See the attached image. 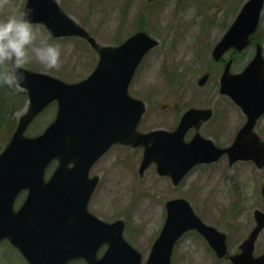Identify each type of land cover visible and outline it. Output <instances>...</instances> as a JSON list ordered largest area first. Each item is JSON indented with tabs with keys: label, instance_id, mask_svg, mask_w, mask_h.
Masks as SVG:
<instances>
[{
	"label": "water",
	"instance_id": "water-1",
	"mask_svg": "<svg viewBox=\"0 0 264 264\" xmlns=\"http://www.w3.org/2000/svg\"><path fill=\"white\" fill-rule=\"evenodd\" d=\"M263 7L264 0L245 4L215 46L216 61L228 50L242 51L250 44ZM27 9L32 10V24L43 25L54 38L81 37L100 57L93 73L76 84L25 68V78L17 81L28 92L29 109L0 154V242L9 240L30 264H67L76 258H84L89 264H141V254L123 237L124 222L108 224L88 212L97 184V178H89V171L116 143L144 147L140 173L156 163L158 173L171 176L175 185L196 164L217 161L224 153L231 163L252 160L259 168L264 167V142L254 132L257 119L264 113V57L260 46L242 73H231V60L226 65L221 93L243 109L248 121L231 148L219 149L199 134L190 143L184 140L190 127L210 118V110L187 111L174 132L137 130L145 104L132 98L128 88L145 55L158 45L157 40L140 31L119 46H100L62 10L58 0H27L24 11ZM208 77L203 76L199 84L204 85ZM54 101L58 103L56 120L42 135L25 136L34 118ZM54 159L59 165L46 182V168ZM22 190L28 191L27 198L15 210ZM166 208V223L146 264H171L176 241L190 229L199 230L219 257L226 254L225 235L203 223L187 200H171ZM76 214L78 220L70 224L68 217ZM256 221V228L242 245V254L232 257L234 264L264 263V257L253 258L255 241L264 228L263 212L256 211ZM105 243L108 249L98 258L97 252Z\"/></svg>",
	"mask_w": 264,
	"mask_h": 264
},
{
	"label": "rangeland",
	"instance_id": "rangeland-1",
	"mask_svg": "<svg viewBox=\"0 0 264 264\" xmlns=\"http://www.w3.org/2000/svg\"><path fill=\"white\" fill-rule=\"evenodd\" d=\"M27 0H0V19L24 12ZM248 0H58L64 11L87 29L101 45H118L139 30L159 40V45L148 53L140 65L130 87V94L146 102L147 112L141 131L175 127L178 116L190 106L192 95L202 92L216 95L223 67L212 58L214 46L235 21ZM39 36H47L61 46V64L47 69L32 59L25 68L47 73L69 83L87 78L95 69L99 57L79 38H52L46 28L34 26ZM255 42L264 46V12ZM231 52V51H230ZM227 53L228 60L232 55ZM250 54V55H249ZM255 54V47L241 53L232 65V71L243 70ZM2 70V69H0ZM207 72L211 78L200 89L198 80ZM15 88L17 86L15 85ZM14 88V89H15ZM18 90H20L18 88ZM176 103V104H175ZM26 104V103H25ZM17 110L4 109L7 122L23 115ZM175 105L176 109L167 111ZM13 107L16 105L12 104ZM47 115H40L28 128L27 134H40L54 119L56 105ZM15 121H12L14 126ZM6 128L0 135V150L15 128ZM7 143V142H6ZM142 150L114 149L95 168L101 180L92 196L90 210L99 218L111 222H126V240L143 255L145 264L154 241L166 219L168 200H188L204 220L229 235L230 251L244 239L249 231L247 221L251 213L241 217L234 207L242 210L254 207L264 210V170L253 163L239 162L228 168L226 163L217 167L199 169L189 174L179 186L170 179L157 175L151 166L144 176L139 175ZM55 166L47 170L50 177ZM26 194L17 200L20 206ZM238 222V223H234ZM258 247H264V232ZM104 250V249H103ZM102 250V251H103ZM0 264H28L9 242L0 245ZM70 264H85L76 261ZM172 264H216L208 245L196 235L185 236L175 247Z\"/></svg>",
	"mask_w": 264,
	"mask_h": 264
},
{
	"label": "flooded vegetation",
	"instance_id": "flooded-vegetation-1",
	"mask_svg": "<svg viewBox=\"0 0 264 264\" xmlns=\"http://www.w3.org/2000/svg\"><path fill=\"white\" fill-rule=\"evenodd\" d=\"M253 43H254V40L252 41L250 48L255 47V54H256V46L255 45H257V43H259V42L254 43L255 45ZM230 51L229 52L231 53L232 56L229 59L232 60L234 63L236 58L239 55H241V53L235 52V50H230ZM229 52H227V53H229ZM255 54L253 55L251 60L254 58ZM225 56H223L221 58V60L217 63L223 67L222 74L224 73L226 63L229 60V59L227 60L225 58ZM209 74H210V77H209V79H210L211 78V72H209ZM222 74H221V77H222ZM221 77L219 78L218 85L216 87L218 90V93L216 95L202 93V92L194 93L192 95L190 106L187 107V109L184 112H186L187 110H190L192 108L201 109V110H210L211 116H210V118H208L205 121L204 120L198 121L197 127L196 126L191 127L187 131L186 136H185L186 142H188V143L191 142L194 139V137L199 133L203 138L211 140L219 148H223V149L230 148L233 145L239 131L246 125L248 118L243 113L242 109L232 100V98H230L228 95L221 93ZM206 85H207V83L204 86H199V87H200V89H202ZM175 109H176V107H175V105H173L169 109H167V111H172ZM184 112L178 116V120L176 122L175 127L172 129H169V130H175L177 128ZM254 130H255V133L264 142V113L257 119ZM117 148L124 150L128 147L123 146V145H115L108 151V153L112 152L114 149H117ZM100 161H101V159H100ZM100 161H98L94 165V167L92 168L93 175L96 174V173H94V170L100 164ZM222 163H226L228 165V168H232L238 164V163L231 164L229 157L227 155H223L221 157V159L217 162L208 163V164L204 163V164L196 165L192 169L191 173L194 171H197L199 169L217 167ZM256 209H258V208L254 207L252 210L251 209L242 210L241 208H238V206L234 207L235 213L239 214L240 217L242 215H245L248 212L251 213V220L247 221V224L249 226V231H248L247 236L251 233V231L256 226V222H255V210ZM91 213L95 215V213H93V212H91ZM199 217L206 224L214 226L213 224H210L204 220L203 217H205V216L202 217V215H199ZM114 221H116V220H114ZM114 221H111V222H114ZM234 223H238V222H234ZM214 227H216V226H214ZM222 232L227 235L228 250L230 252V255L239 254L241 252L240 251V245H241L242 241L247 236L241 240V242L237 245V247L235 248L234 251H230L229 235L224 231H222ZM263 232H264V230L262 231V233ZM262 233L260 234V237H261ZM190 234L198 236L201 240H203L208 245L206 239L198 231H196V230L189 231L184 236H188ZM260 237H259V239H260ZM259 239H258V241H259ZM258 241L256 243L255 252H254V256L256 258H258L264 254V247H258ZM208 247L211 250L212 257L215 259L216 264H232L229 256L224 257V258H218L209 245H208Z\"/></svg>",
	"mask_w": 264,
	"mask_h": 264
},
{
	"label": "clouds",
	"instance_id": "clouds-1",
	"mask_svg": "<svg viewBox=\"0 0 264 264\" xmlns=\"http://www.w3.org/2000/svg\"><path fill=\"white\" fill-rule=\"evenodd\" d=\"M31 9L0 19V85L12 86L25 78L23 67L35 59L47 69L61 64V46L47 36L37 35Z\"/></svg>",
	"mask_w": 264,
	"mask_h": 264
},
{
	"label": "trees",
	"instance_id": "trees-1",
	"mask_svg": "<svg viewBox=\"0 0 264 264\" xmlns=\"http://www.w3.org/2000/svg\"><path fill=\"white\" fill-rule=\"evenodd\" d=\"M16 83L12 86H8L6 84L0 85V135L3 137V132L6 128L11 126V131L13 130L12 121L10 118V122H7V117L3 114L4 109L9 110L12 109L13 112L9 114L8 117H12L14 112L21 109L27 101V93L24 91H20L15 88ZM15 88V89H14ZM12 104L16 105L15 107ZM5 139L4 142H6Z\"/></svg>",
	"mask_w": 264,
	"mask_h": 264
}]
</instances>
